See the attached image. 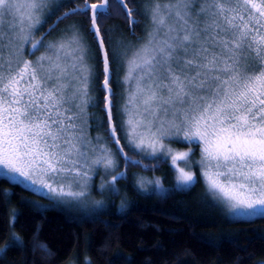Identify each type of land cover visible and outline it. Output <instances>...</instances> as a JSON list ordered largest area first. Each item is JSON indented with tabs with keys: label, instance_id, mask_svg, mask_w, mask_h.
Listing matches in <instances>:
<instances>
[{
	"label": "snow or ice",
	"instance_id": "1",
	"mask_svg": "<svg viewBox=\"0 0 264 264\" xmlns=\"http://www.w3.org/2000/svg\"><path fill=\"white\" fill-rule=\"evenodd\" d=\"M129 2L115 0L130 25L139 23L134 12L145 17L144 36L114 47L100 23L111 15L109 0L61 12L45 33L84 15L91 43L75 22L51 42L35 39L64 3L0 0V176L86 207L94 176L115 171L117 154L126 166L170 160L178 184L196 181L198 165L214 200L264 216V0ZM93 126L104 127L108 139L93 136ZM174 142L198 147L199 159L190 160L193 147L174 150ZM125 176L116 171L97 187L118 194L116 182ZM136 184L164 190L160 178L141 176ZM21 243L15 238L8 246Z\"/></svg>",
	"mask_w": 264,
	"mask_h": 264
},
{
	"label": "trees",
	"instance_id": "2",
	"mask_svg": "<svg viewBox=\"0 0 264 264\" xmlns=\"http://www.w3.org/2000/svg\"><path fill=\"white\" fill-rule=\"evenodd\" d=\"M115 15L130 32L125 16L119 10ZM81 21L87 31L90 21L86 16ZM136 32L142 34V26ZM119 159L127 185L118 196L108 195L107 206L79 217L0 176V245L11 241L12 234L22 242L8 246L0 264H69L85 256L92 264H264V216L230 217L201 182L179 185L169 160L143 159L140 165L126 166ZM137 173L160 178L164 190H138Z\"/></svg>",
	"mask_w": 264,
	"mask_h": 264
},
{
	"label": "rangeland",
	"instance_id": "3",
	"mask_svg": "<svg viewBox=\"0 0 264 264\" xmlns=\"http://www.w3.org/2000/svg\"><path fill=\"white\" fill-rule=\"evenodd\" d=\"M65 1H69V0H56V3H64ZM142 5V4H141ZM141 5H139V7H141ZM134 14H137V12H134ZM54 15H52L50 18L54 17ZM49 18V19H50ZM81 18V17H80ZM124 18V17H123ZM48 19V21H50ZM126 20V19H125ZM143 22L142 24V34H139V35H133L131 32H128L126 30H124V28L122 27V25L119 24L118 20L116 19H113V20H110L108 23H105L102 21H104V19H102L101 23H102V29H108V37H109V40L110 42L113 44V46L115 47L116 44H117V41H120L122 40L125 44H128V43H135L137 41V38L138 37H142L144 36V32H145V25H146V20H145V17L143 16ZM78 23L80 25H82L83 27V30H84V35L86 37V41L88 43H91L92 42V37L88 34V32L85 30L84 26H83V23L82 21H79V19H68L67 20V23L65 25H63L61 28H59L58 32L55 33V35L53 36L52 38V41L55 40L59 35H60V32L62 29H65L68 25H71L73 23ZM127 22V21H126ZM90 23V22H89ZM40 33H41V30H39L36 34H35V39H39L40 38ZM103 34V33H102ZM48 42H51V41H47L45 40V43H48ZM93 52H95V48L93 47L92 49ZM44 52V49H40L39 52L36 53V56H40L42 53ZM32 59H35V57H32ZM92 63H95V61H92ZM121 75H123V73H121ZM102 79V77H101ZM114 87V90H115V87H117V97L115 98L117 100L118 103H123L120 99V91H121V88L119 85H113ZM98 89V87H97ZM99 91L97 90V92L95 93V95L97 97H100L99 95ZM103 95V94H102ZM101 95V97H102ZM96 109H90V111L92 112H95ZM98 117L101 116L100 114L97 115ZM118 121H117V125H118ZM117 132L120 136V140L122 142V144H124V139H123V136L122 134L120 133V130H119V126L117 128ZM91 134L93 136H97V135H100L102 137H104L106 140L108 139L107 137V133H106V130L104 127H96V126H93L92 127V130H91ZM115 146V145H114ZM174 150L176 151H186L189 147H193V154L190 156V160L191 161H196L199 159L200 157V152H199V148L194 146V145H189V144H186V143H180V142H174V143H171L170 145ZM111 147L113 149H115L112 145ZM125 152H127L129 155L132 156L133 160L135 159L134 157H137L135 156L134 152H132L129 148L125 147ZM137 159V158H136ZM135 159V160H136ZM116 160H117V168L115 171L113 170H109V172L106 174L103 170H98L97 174L94 176V180H93V184H94V187H93V190H92V195L89 199V202H88V205L86 207H82V206H76L74 204H69V203H57L55 201H53L50 197H48L52 202H54L55 204L59 205V206H62L64 208H66L67 210H71V212L75 213L74 215H76L77 217L79 216H84V215H88V214H92L96 211H98L99 209H101L102 207L104 206H107V204H109V201L110 199H108V195L111 197V195L114 197V196H118L119 194H112L111 192H109L107 189H103V190H100L98 189V185L105 179H110L112 175H115L116 174V171H120V172H124V171H121L118 167L121 166V161L118 157V154L116 156ZM169 163L171 164L170 160H169ZM178 163L180 164V166L182 167H185V164L183 161H178ZM174 167V166H172ZM175 169V167H174ZM192 170H194L197 174V180L194 181L193 183H196V182H201L203 187L207 190V187H206V184L204 182V180L200 177V169H199V166L198 165H195L193 164L192 165ZM4 170L2 168H0V172H3ZM176 172V170H175ZM177 174V173H176ZM145 177L147 179H154L156 178L155 176L151 177V176H147L145 174H142V173H137L135 175V183H136V180L139 178V177ZM11 180V179H10ZM127 177L125 176L122 180H119L116 182V188L118 189V193L121 192L122 190V185L126 183L127 185ZM11 181H14V182H18V181H15V180H11ZM20 183V182H19ZM192 183V184H193ZM22 185H24L26 188L28 189H31V190H34L35 192L41 194V195H44V193L38 191L35 187H30L28 185H25L23 183H21ZM137 185V184H136ZM181 185V184H179ZM138 186V185H137ZM184 186V185H183ZM152 189H155L154 186H150L148 188V191L152 190ZM208 191V190H207ZM124 196V195H123ZM126 196V195H125ZM212 197V196H211ZM124 199V198H123ZM94 201H101L102 202V206H97L95 205L93 202ZM216 201V200H215ZM217 202V201H216ZM219 203L223 209L225 210V213H227L230 217H234V218H239V217H243V218H250V217H254L256 215H259V214H256V215H253V214H249L248 212H246L245 210H242V209H238L236 211H232L230 210L228 207H226L224 204L220 203V202H217ZM14 219H15V215H14V212H12V215H11V224L13 225V222H14ZM12 232H15L13 230V227H12V231H11V234ZM17 238V234H12L11 235V239H15ZM9 242L10 240H7L4 244L0 245V255H2L6 248L8 247L9 245ZM82 259V260H81ZM81 259H78V260H74L72 262H70L69 264H81V262H84L85 264V261L87 260L89 262V264H92L90 258L88 256H85ZM84 260V261H83Z\"/></svg>",
	"mask_w": 264,
	"mask_h": 264
},
{
	"label": "flooded vegetation",
	"instance_id": "4",
	"mask_svg": "<svg viewBox=\"0 0 264 264\" xmlns=\"http://www.w3.org/2000/svg\"><path fill=\"white\" fill-rule=\"evenodd\" d=\"M85 2L87 4H92V3H100V2H102V0H69V1H65L64 4H66L67 7L62 8L61 10L57 11L55 13V16L50 18L51 20L49 19L50 21L47 20V23L43 27L40 28V30H41L40 35L42 36V35H45V33H47L49 27L55 24L57 17L61 15V12H66L69 9L77 7V6H83L85 4ZM129 7L131 8V7H136V6L130 5ZM117 10H118V8L115 4V0H109L108 11L111 13V15L103 18L104 19L103 22L108 23L110 20H112L114 18V16H116L115 11H117ZM133 15L139 21V23H137L135 25H130L128 22H126V25L130 29V32L135 36V35H137L136 29L139 28L140 26L144 25V24H142L143 15H141L140 13H137V14L133 13ZM82 16H84V15H74V16H69L68 18L61 20L59 22L58 26L53 28L50 35H45V40L52 41V38L55 35V33L58 32L59 28H61L63 25H65L67 23L68 19H71V20L72 19H79V21H81L80 17H82Z\"/></svg>",
	"mask_w": 264,
	"mask_h": 264
},
{
	"label": "water",
	"instance_id": "5",
	"mask_svg": "<svg viewBox=\"0 0 264 264\" xmlns=\"http://www.w3.org/2000/svg\"><path fill=\"white\" fill-rule=\"evenodd\" d=\"M117 135L119 136L118 132H117ZM120 143L122 144L121 140H120ZM123 145V144H122Z\"/></svg>",
	"mask_w": 264,
	"mask_h": 264
}]
</instances>
